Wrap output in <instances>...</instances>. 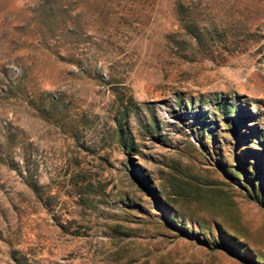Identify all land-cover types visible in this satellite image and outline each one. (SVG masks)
Wrapping results in <instances>:
<instances>
[{"label": "rangeland", "instance_id": "374dc122", "mask_svg": "<svg viewBox=\"0 0 264 264\" xmlns=\"http://www.w3.org/2000/svg\"><path fill=\"white\" fill-rule=\"evenodd\" d=\"M251 262L264 0H0V264Z\"/></svg>", "mask_w": 264, "mask_h": 264}, {"label": "trees", "instance_id": "16d2710c", "mask_svg": "<svg viewBox=\"0 0 264 264\" xmlns=\"http://www.w3.org/2000/svg\"><path fill=\"white\" fill-rule=\"evenodd\" d=\"M216 249H218V247H214V248H211V250H216ZM230 251V250H229ZM251 263H253V264H256L255 262H251Z\"/></svg>", "mask_w": 264, "mask_h": 264}]
</instances>
